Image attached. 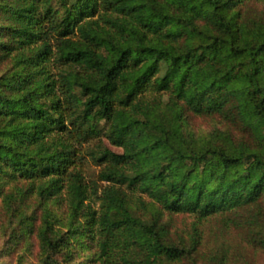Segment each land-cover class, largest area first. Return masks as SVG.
I'll use <instances>...</instances> for the list:
<instances>
[{"label":"trees","instance_id":"1","mask_svg":"<svg viewBox=\"0 0 264 264\" xmlns=\"http://www.w3.org/2000/svg\"><path fill=\"white\" fill-rule=\"evenodd\" d=\"M2 217L46 264H252L264 0H0Z\"/></svg>","mask_w":264,"mask_h":264},{"label":"rangeland","instance_id":"2","mask_svg":"<svg viewBox=\"0 0 264 264\" xmlns=\"http://www.w3.org/2000/svg\"><path fill=\"white\" fill-rule=\"evenodd\" d=\"M193 127L194 129L201 131L208 130L211 127V121L207 122L196 119ZM103 143L105 147L112 151H121L120 148L110 145L104 139ZM97 170L98 168L93 162L89 161L87 163L85 172L88 177L92 178L97 173ZM53 207L55 211H57L56 206L54 205ZM57 213L60 214L59 211H57ZM193 221L194 218L191 215L178 214L176 216V228H178L179 231L187 232L191 229ZM15 232L12 230L8 219L4 220V217H2L0 219V264H46L41 258V253L35 236L29 235V237L23 240L20 237V233L18 231ZM14 233L15 235H13ZM14 237H18L17 241L19 244H15ZM245 256L246 258L244 260L248 262L250 261L252 264H264V252H255L248 247L245 251Z\"/></svg>","mask_w":264,"mask_h":264}]
</instances>
